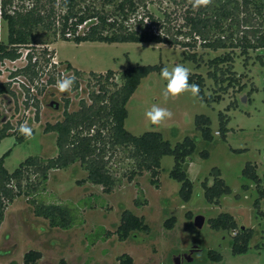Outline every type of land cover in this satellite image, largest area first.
Listing matches in <instances>:
<instances>
[{
    "label": "rangeland",
    "instance_id": "1",
    "mask_svg": "<svg viewBox=\"0 0 264 264\" xmlns=\"http://www.w3.org/2000/svg\"><path fill=\"white\" fill-rule=\"evenodd\" d=\"M16 3L26 4L28 0H13ZM142 3L154 16L163 19L167 15L170 25L180 24L184 5L179 0ZM0 23V41L5 42L6 25L4 21ZM260 24V30H264V18ZM32 38L34 42L15 47L19 55L12 62L4 59L5 63H0V82L8 83L12 92L0 95V127H10L8 135L0 140V156L7 151L3 158L7 171L28 156L55 155V135L42 129L46 123L60 120L63 110L72 112L79 109L81 102L90 103L91 91L97 92L100 84L92 74L112 70L107 82L100 80L111 92L121 83L119 75L126 67L160 63L162 67L142 77L127 99L123 127L136 136L144 131L159 132L171 146L184 136L192 138L194 150L182 163L191 182V193L187 201H182L178 195L180 183L168 176L172 156L160 157L156 174L151 176L149 171H137L130 147L105 144L102 161L114 181L110 191L104 192L101 185L83 180L86 171L76 161L64 169L48 170L42 188L38 184L32 193H22L6 204L0 222V264H21L23 253L30 249L40 253L35 264H118L121 253L130 256L131 264H264V196L258 195V188L264 192V48L249 49L245 60L237 48L232 49V62L215 69L218 77L230 81L214 82L207 77L212 67L206 65V60L229 49L195 47L196 67L194 62L183 59L179 46L51 41L50 33L39 29ZM29 52L36 57V74L32 76L18 72ZM50 59H57L59 65L48 68ZM177 64L203 77V93L212 100L205 102L184 93L165 102L162 92L166 82L159 74L162 68L171 70ZM72 70L77 72L72 91L59 92L55 87L57 79L72 74ZM50 100L57 103L56 108L49 104ZM153 104L171 110L173 118L151 125L145 112ZM219 113L226 119L224 139L217 131ZM195 115L208 118L211 141L200 139L194 127ZM24 122L32 127L33 135L18 141L23 135L17 129ZM96 127L95 124L93 128ZM102 130L105 136L107 128ZM201 150L207 152L205 157L200 155ZM246 163L253 165L257 184L242 174ZM212 168L219 170V177L229 188L216 202H208L203 196L202 183H211ZM32 171L33 168L25 174L28 181L35 182ZM255 199H259L257 206ZM49 203L68 206L73 216L68 228L50 227L46 219L33 214L35 204ZM122 210L141 217L147 231H132L124 240H118L114 230ZM222 212L230 214L237 226L252 230L245 252L230 251L231 236L236 230L210 228L208 219ZM194 215L204 218L199 228L193 225ZM171 216L174 221L167 229L164 221ZM105 232L109 235L105 236ZM209 250L219 252L218 262L207 259Z\"/></svg>",
    "mask_w": 264,
    "mask_h": 264
},
{
    "label": "trees",
    "instance_id": "2",
    "mask_svg": "<svg viewBox=\"0 0 264 264\" xmlns=\"http://www.w3.org/2000/svg\"><path fill=\"white\" fill-rule=\"evenodd\" d=\"M142 1L28 0L26 4H13V0H0V18L6 25V41H0V60H13L18 57L19 52L15 47L34 42L32 36L36 29H39L50 33L51 41L150 42L179 46L182 48L183 59L194 62L196 67L198 60L193 50L195 47L213 51L229 49L230 52L224 51L206 60V65L212 67V71H207V77L214 82H223L225 79L230 81V78L218 77L215 69L232 62L235 56L232 49L237 48L238 54L245 60L249 49L264 48V30L259 28L260 21L264 18V0H213L212 6L199 10H193L187 0H179L184 8L181 22L176 26L169 24L167 15L163 19L154 16ZM32 56V52L26 53L27 62L18 72L27 76L36 74V61H30ZM259 62L262 63L263 60L259 58ZM66 67L69 69V64H66ZM161 67L160 63L128 66L119 75L121 83L111 92L107 91L100 80L107 82L113 75L112 70H106L103 74H92L100 84L97 92L91 91L90 103L85 105L81 102L79 109L72 112L63 110L60 120L46 123L42 129L44 133L53 132L55 135L56 153L53 157L28 156L8 172L3 166L7 151L4 152L0 156V222L7 203L22 193H32L38 184L43 187L48 170L64 169L76 161L86 171L83 180L101 185L104 192L110 191L114 181L105 168L104 160L102 161L105 144L130 147L137 171H149L151 176L156 174L155 169L159 166L160 157L172 156L173 164L168 176L180 183L178 195L182 201H187L191 193V182L182 169V163L194 150L193 139L184 136L171 146L167 140L162 139L159 132L144 131L136 136L123 127L126 117L124 105L139 80ZM72 71L73 75L77 73ZM189 83L199 85L198 99L205 102L212 100L213 97L203 93V77L199 73H190ZM8 85L6 82H0V95L12 94ZM214 98L218 100V96ZM218 121L217 131L220 138L224 139L227 130L226 119L221 113L218 114ZM95 124L97 127L93 128ZM194 127L201 140H212L206 116L195 115ZM9 128L7 124L0 127V139L8 135L6 130ZM105 128L107 133L104 136L102 129ZM23 138L24 136H21L17 140ZM200 155L205 157L207 152L201 150ZM31 168L37 179L35 182L28 181L25 174ZM241 172L255 184L258 183L253 165L246 163ZM211 173V183H202L203 196L208 202H216L220 195L229 192V188L219 177L217 168H212ZM258 195L259 198L264 196L263 189L258 188ZM258 200L253 201L254 206H257ZM33 214L46 219L50 227L65 229L73 221L68 206L60 204H35ZM173 221L172 216L167 218L164 227L171 228ZM208 224L215 230H236L231 236L230 251L233 254L245 252L252 235L250 228L237 226L232 216L226 212L209 218ZM147 229L141 217L128 210H122L114 233L118 240H124L132 231L146 232ZM108 235L109 232H105V236ZM206 256L213 262L220 260L219 252L214 250H209ZM39 257V251L27 250L22 255L21 264H35ZM117 261L118 264L132 262L126 253L119 254Z\"/></svg>",
    "mask_w": 264,
    "mask_h": 264
},
{
    "label": "clouds",
    "instance_id": "3",
    "mask_svg": "<svg viewBox=\"0 0 264 264\" xmlns=\"http://www.w3.org/2000/svg\"><path fill=\"white\" fill-rule=\"evenodd\" d=\"M187 3L193 8V10H199L200 8L210 7L213 4V0H187ZM67 9L65 8V11ZM190 69L182 64H177L171 68L164 67L160 71V77L166 82L162 95L165 102L169 98H177L184 93H190L193 97H199L200 87L196 83H189ZM76 83L74 75H62L57 79L55 87L61 93H67L72 91L73 86ZM173 112L168 108L161 107L157 104H153L146 112L145 117L153 126H158L167 120L173 118ZM17 131L25 138H30L33 135V129L27 122L20 124Z\"/></svg>",
    "mask_w": 264,
    "mask_h": 264
},
{
    "label": "water",
    "instance_id": "4",
    "mask_svg": "<svg viewBox=\"0 0 264 264\" xmlns=\"http://www.w3.org/2000/svg\"><path fill=\"white\" fill-rule=\"evenodd\" d=\"M49 104L50 105L52 104L54 106V108L57 107V103L54 102V101H52V100L49 101ZM192 220H193V225L195 227H198L199 228L202 225V223L204 221V218L201 215H194L193 218H192ZM240 227L242 228V226H240ZM176 262L178 263L177 260H176Z\"/></svg>",
    "mask_w": 264,
    "mask_h": 264
},
{
    "label": "built area",
    "instance_id": "5",
    "mask_svg": "<svg viewBox=\"0 0 264 264\" xmlns=\"http://www.w3.org/2000/svg\"><path fill=\"white\" fill-rule=\"evenodd\" d=\"M6 60L12 62L14 59H13V60L6 59ZM35 60H36V57H35V56H32V58H31L30 61H31V62H34ZM1 62L5 63V62H4V59L0 60V63H1ZM47 65H48V66H47L48 68H49V67H52L53 65H54L55 67H57V65H59V61H58V60H55V59H50V61L48 62ZM54 66H53V67H54ZM63 70H64V68H63ZM60 72H61V71H59V73H60ZM62 72H63V71H62ZM56 75H57V74H56ZM60 75H61V74H60ZM71 75H73V74H70V76H71ZM215 133H217V131H216Z\"/></svg>",
    "mask_w": 264,
    "mask_h": 264
},
{
    "label": "crops",
    "instance_id": "6",
    "mask_svg": "<svg viewBox=\"0 0 264 264\" xmlns=\"http://www.w3.org/2000/svg\"><path fill=\"white\" fill-rule=\"evenodd\" d=\"M1 20H2V19H0V22H2V21H3V20H2V21H1ZM0 28H1V23H0ZM54 58H55V57H54ZM56 60H57V59H56ZM3 138H4V137H3ZM1 139H2V138H1ZM1 139H0V140H1ZM8 172H9V171H8Z\"/></svg>",
    "mask_w": 264,
    "mask_h": 264
}]
</instances>
